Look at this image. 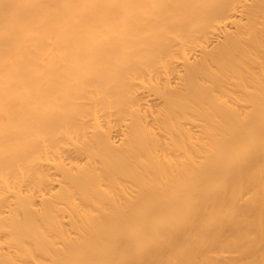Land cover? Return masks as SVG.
<instances>
[{
    "label": "bare ground",
    "instance_id": "bare-ground-1",
    "mask_svg": "<svg viewBox=\"0 0 264 264\" xmlns=\"http://www.w3.org/2000/svg\"><path fill=\"white\" fill-rule=\"evenodd\" d=\"M0 264H264V0H0Z\"/></svg>",
    "mask_w": 264,
    "mask_h": 264
}]
</instances>
